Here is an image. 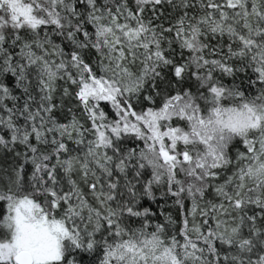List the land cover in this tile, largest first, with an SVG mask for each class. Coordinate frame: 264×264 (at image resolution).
Wrapping results in <instances>:
<instances>
[{
    "label": "snow or ice",
    "instance_id": "1",
    "mask_svg": "<svg viewBox=\"0 0 264 264\" xmlns=\"http://www.w3.org/2000/svg\"><path fill=\"white\" fill-rule=\"evenodd\" d=\"M0 264H264V0H0Z\"/></svg>",
    "mask_w": 264,
    "mask_h": 264
}]
</instances>
